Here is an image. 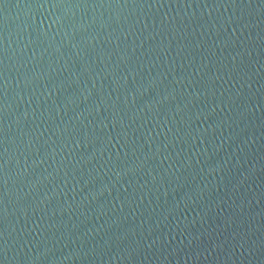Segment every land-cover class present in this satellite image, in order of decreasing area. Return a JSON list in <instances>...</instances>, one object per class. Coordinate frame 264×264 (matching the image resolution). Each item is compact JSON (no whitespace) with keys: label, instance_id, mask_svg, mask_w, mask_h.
<instances>
[{"label":"water","instance_id":"obj_1","mask_svg":"<svg viewBox=\"0 0 264 264\" xmlns=\"http://www.w3.org/2000/svg\"><path fill=\"white\" fill-rule=\"evenodd\" d=\"M0 264H264V0H0Z\"/></svg>","mask_w":264,"mask_h":264}]
</instances>
